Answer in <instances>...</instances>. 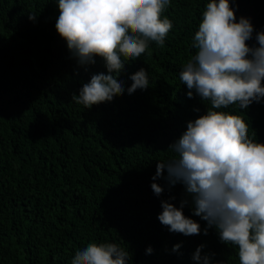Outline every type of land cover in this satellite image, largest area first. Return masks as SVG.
<instances>
[{
    "label": "trees",
    "instance_id": "1",
    "mask_svg": "<svg viewBox=\"0 0 264 264\" xmlns=\"http://www.w3.org/2000/svg\"><path fill=\"white\" fill-rule=\"evenodd\" d=\"M0 3V264H72L75 249L90 241L119 244L130 264H194L201 244L202 255L214 254L212 264H239L236 248L221 243L214 228L203 234L206 222L192 215L190 202L183 212L200 223V234L170 233L157 220L162 199L174 196L179 207L183 185L169 189L158 179L165 188L160 197L150 187L157 161L171 155L168 146L186 121L210 106L188 98L179 79L196 53L192 38L207 0H172L164 12L173 22L164 47L152 43L134 62L125 58V87L143 67L148 89L87 109L72 95L107 70L103 57L87 69L77 65L55 31V0ZM234 3L237 19L250 17L256 30L264 29V0ZM244 114L249 134L264 143V104Z\"/></svg>",
    "mask_w": 264,
    "mask_h": 264
},
{
    "label": "clouds",
    "instance_id": "2",
    "mask_svg": "<svg viewBox=\"0 0 264 264\" xmlns=\"http://www.w3.org/2000/svg\"><path fill=\"white\" fill-rule=\"evenodd\" d=\"M57 35L77 65L87 69L103 57L99 70L83 83L72 100L85 109L117 94L132 95L149 88L142 67L125 87L121 71L149 51L164 47L173 22L164 12L172 0H55ZM234 0H207L198 30L192 38L195 55L179 73L186 96L210 102L204 114L186 121V129L168 146L171 155L158 160L150 187L160 197L184 187L179 207L174 196L160 201L157 220L170 233L198 235L201 225L183 212L191 204L193 216L206 222L203 234L214 228L224 245L236 248L239 264H264V143L249 134L245 112L253 103L264 104V29L256 30L250 17L235 15ZM36 19L35 13L28 16ZM255 33V35H254ZM254 40L250 45L248 42ZM239 110L242 114H233ZM199 112L200 110L194 109ZM180 244L173 245L177 252ZM199 245L194 264H212V255ZM153 252L151 246L145 254ZM130 253L117 243L88 242L77 247L72 264H130ZM219 264V262H217Z\"/></svg>",
    "mask_w": 264,
    "mask_h": 264
},
{
    "label": "bare ground",
    "instance_id": "3",
    "mask_svg": "<svg viewBox=\"0 0 264 264\" xmlns=\"http://www.w3.org/2000/svg\"><path fill=\"white\" fill-rule=\"evenodd\" d=\"M5 2V1H4ZM1 4V3H0ZM5 4H7L6 2H5ZM3 5V4H2ZM2 7V6H1ZM4 7V6H3ZM10 8V7H9ZM4 9V8H3ZM7 11V10H6ZM1 14V13H0ZM7 14V13H6ZM17 14V13H16ZM13 15V14H12ZM9 18V17H8ZM10 18H11V16H10ZM6 20H8V19H6ZM16 20V19H15ZM15 20H14V22H15ZM9 22V21H8ZM28 24V23H27ZM3 25V24H2ZM1 25V26H2ZM6 26V25H5ZM20 27H21V25H20ZM27 27H29V26H27ZM2 28V27H1ZM10 32V31H9ZM3 35H4V33H3ZM7 35V34H6ZM12 39V38H11ZM2 40V39H1ZM15 41V40H14ZM45 43V42H44ZM56 43V42H55ZM52 44H54V43H52ZM15 47V46H14ZM143 59V58H142ZM144 61V60H143ZM134 62V61H133ZM132 65V64H131ZM5 67V66H4ZM127 67V66H126ZM130 68V67H129ZM165 68V67H164ZM6 69V68H5ZM132 69V68H131ZM157 70V69H156ZM155 70V71H156ZM156 73V72H155ZM153 74V73H152ZM151 77V76H150ZM22 80V79H21ZM48 118V117H47ZM43 120H45V119H43ZM36 122V121H35ZM58 123V122H57ZM53 128V127H52ZM62 131V130H61ZM23 159V158H22Z\"/></svg>",
    "mask_w": 264,
    "mask_h": 264
}]
</instances>
